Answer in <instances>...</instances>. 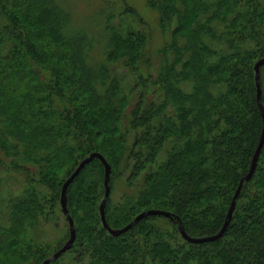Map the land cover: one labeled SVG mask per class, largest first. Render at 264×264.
Here are the masks:
<instances>
[{"label":"trees","instance_id":"16d2710c","mask_svg":"<svg viewBox=\"0 0 264 264\" xmlns=\"http://www.w3.org/2000/svg\"><path fill=\"white\" fill-rule=\"evenodd\" d=\"M145 2L169 38L157 59L152 31L130 19H108L94 36L91 16L74 26L68 0H0V152L25 184L5 205L0 264H41L65 244L61 188L91 153L111 169V229L147 210L178 218L191 238L221 229L262 130L254 65L264 0ZM260 87L264 107V66ZM103 180L94 159L67 188L75 241L51 264H264V146L229 226L209 243L186 242L161 216L109 235ZM56 213L64 227L40 241Z\"/></svg>","mask_w":264,"mask_h":264},{"label":"rangeland","instance_id":"374dc122","mask_svg":"<svg viewBox=\"0 0 264 264\" xmlns=\"http://www.w3.org/2000/svg\"><path fill=\"white\" fill-rule=\"evenodd\" d=\"M69 10L72 16L73 24L76 27L78 25L76 20L82 19L84 16L87 19L88 25L86 30L91 35H98L103 27L107 24L108 19L112 21V24H118L120 19L127 18L133 22V25L137 27L150 29L152 31V49L156 55L154 58L162 56L158 54L160 49L166 47V43L169 41L167 35H163L157 24L155 12L149 9L146 5L145 0H68ZM70 8V9H69ZM83 20V19H82ZM80 20L79 22H81ZM75 21V22H74ZM91 22V24H90ZM141 22V24H140ZM125 70L117 69L118 74L128 77L130 75ZM129 75V76H128ZM131 83V81H124ZM11 158H5L0 152V223H4V216L6 212V202L22 192L24 184V178L14 169ZM113 199H117L116 195ZM57 225H56V224ZM64 219L59 213H56L47 222H42L40 225L41 234L39 235L40 241L48 242L54 236H56L58 230L64 227ZM69 258L65 257L61 259L57 264L68 263Z\"/></svg>","mask_w":264,"mask_h":264},{"label":"water","instance_id":"95a60500","mask_svg":"<svg viewBox=\"0 0 264 264\" xmlns=\"http://www.w3.org/2000/svg\"><path fill=\"white\" fill-rule=\"evenodd\" d=\"M263 66H264V58L259 59L254 65L255 87H256V103H257V106H258V109L260 111L261 118H262V130H261L260 138H259L257 147L254 151V154L252 156L251 164H250V168L248 170V173L239 181L237 189H236V191L232 197L231 203H230L228 211L226 213V217H225V220L223 222V225L217 234L209 236V237H203V238H191V237L187 236V234L185 233L183 226H182V224L178 218L173 217L170 213L165 212V211H161V210L143 211L140 214H138L125 227H123L121 229H111L107 225L106 220H105V207H106V203H107L109 196H110L109 182H110L111 169H110L109 164L106 162V160L104 159V157L101 154L91 153L86 158H84L81 162H79L76 169L68 177V179L64 182V184L62 185V188H61L59 205H60L61 213L64 216V218L66 219L67 224H68L69 238L60 249H58L49 258L45 259L41 264H51L71 249V247L75 241V228H74L73 221H72V219L69 215V212L67 210L66 191H67V188L69 187V185L78 176L80 171L94 159L98 160L102 164L103 169H104V180H103L104 197H103V200L101 201V203L99 205V216H100V221H101L103 228L108 232L109 235H111L113 237H118V236L128 232L131 228L136 226L141 220H143L145 218H148L151 216H161V217H165V218L169 219L170 221H173L174 223H177V229H178L180 236L183 238V240H185L186 242H188L190 244H203V243H209V242H213V241L220 239L223 236V234L225 233L227 227L229 226V224L231 222L232 215H233L234 210H235L236 199H237V197H238V195L242 189L243 184L250 181L254 172H255L256 165H257L262 147L264 146V107L262 104V91H261V87H260V69Z\"/></svg>","mask_w":264,"mask_h":264}]
</instances>
